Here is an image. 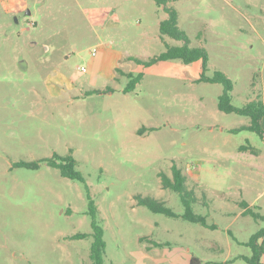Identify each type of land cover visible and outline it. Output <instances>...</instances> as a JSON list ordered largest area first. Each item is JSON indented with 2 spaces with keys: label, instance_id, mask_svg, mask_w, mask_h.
Wrapping results in <instances>:
<instances>
[{
  "label": "rangeland",
  "instance_id": "1",
  "mask_svg": "<svg viewBox=\"0 0 264 264\" xmlns=\"http://www.w3.org/2000/svg\"><path fill=\"white\" fill-rule=\"evenodd\" d=\"M29 4L0 22V264H92V236L71 239L92 233L85 184L43 162L70 153L99 210L104 264H190L193 257L248 264L236 258L252 256L245 244L264 222L242 217L239 204L264 215V142L247 129L231 132L251 119L218 109L224 87L197 82L202 62L132 60L184 45L161 38L165 7L154 0ZM171 7L190 47L207 51V76L222 72L232 81V105L264 104V0ZM246 145L257 154L241 151ZM174 165L199 198L194 213L217 229L137 205L135 196H149L184 214L180 196L159 177L172 176Z\"/></svg>",
  "mask_w": 264,
  "mask_h": 264
},
{
  "label": "trees",
  "instance_id": "2",
  "mask_svg": "<svg viewBox=\"0 0 264 264\" xmlns=\"http://www.w3.org/2000/svg\"><path fill=\"white\" fill-rule=\"evenodd\" d=\"M159 7H165L168 13V19L160 23V34L161 38L170 37L177 41H183V46H171L166 44V51L161 53L159 56L151 58L149 61H142L137 58H132L139 65L145 67H151L157 63L168 62L173 60H181L185 64H192L196 62H202L203 72L197 82L201 83H211V84H222L224 87L222 95L218 99V109L221 112L232 114L235 113L242 117H248L251 119V124L249 126L242 127L240 129L231 130L235 133L242 129H247L257 133L264 142V104L259 101H251L243 108H237L232 105V91L233 83L232 81L222 72H216L213 77L207 76L209 70V56L204 48L190 47L188 36L179 28V18L178 13L174 8H168L170 2L175 0H154ZM132 77V75H129ZM142 79V75H138L133 78L124 93L131 92L137 83ZM91 93H97L96 91ZM241 151H250L252 154H257L256 149L250 145L242 146ZM48 166L58 169L61 175L73 181H78L85 184L87 198H88V215L91 218V228L92 233L89 234H76L71 237L72 240L86 239L92 236L93 242L90 249V259L92 264H104V256L106 252V242L104 240V228L99 222V210L96 206L89 186L86 184V179L83 174L77 169V162L75 158L70 153L67 156H59L54 154L50 159L43 160ZM17 167L37 169L39 164L19 162L16 164ZM159 177L161 179L162 188L177 193L185 207V212L182 215H177L170 208L166 207L164 202H161L152 197H144L141 195L135 196V200L138 206H143L148 208L150 211L163 214L168 217L182 218L190 223L200 224L204 227L217 229L214 225H209L204 216L194 213L192 206L199 202V198L196 196L195 192L189 188L188 177L182 172L177 166L172 167V176L165 173H160ZM239 207L243 210L242 216L251 217L255 221H263L264 215L253 210V207L247 201H242ZM155 246H161V244L155 243ZM252 250V256L246 257L241 256L238 259H242L248 264H262L261 260L264 256V227H262L256 234H254L249 241L245 244ZM235 259V260H236ZM190 264H203L201 260L197 257L191 259Z\"/></svg>",
  "mask_w": 264,
  "mask_h": 264
},
{
  "label": "crops",
  "instance_id": "3",
  "mask_svg": "<svg viewBox=\"0 0 264 264\" xmlns=\"http://www.w3.org/2000/svg\"><path fill=\"white\" fill-rule=\"evenodd\" d=\"M29 1L30 0H0V22L2 24V27L5 25V21L7 18H14L15 16L20 15L21 13H26V11L29 9V5H30ZM35 2L38 3L40 2V0H35ZM113 12L114 14L116 13L115 9H113ZM106 54H107V51L103 50L100 53V59L95 60L94 65L99 64L101 60L103 59V57L106 56ZM250 206H253V205L250 204ZM242 213H243V210L240 214L241 216H242ZM263 259H264V256L262 260Z\"/></svg>",
  "mask_w": 264,
  "mask_h": 264
},
{
  "label": "built area",
  "instance_id": "4",
  "mask_svg": "<svg viewBox=\"0 0 264 264\" xmlns=\"http://www.w3.org/2000/svg\"><path fill=\"white\" fill-rule=\"evenodd\" d=\"M80 71L85 72L86 69L85 68H80Z\"/></svg>",
  "mask_w": 264,
  "mask_h": 264
}]
</instances>
